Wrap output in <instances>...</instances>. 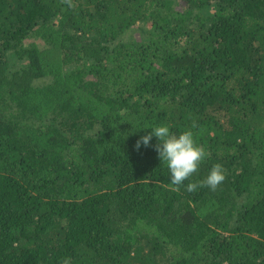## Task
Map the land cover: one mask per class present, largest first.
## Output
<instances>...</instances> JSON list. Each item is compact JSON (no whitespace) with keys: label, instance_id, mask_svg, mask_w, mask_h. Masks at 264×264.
<instances>
[{"label":"trees","instance_id":"trees-1","mask_svg":"<svg viewBox=\"0 0 264 264\" xmlns=\"http://www.w3.org/2000/svg\"><path fill=\"white\" fill-rule=\"evenodd\" d=\"M159 123L207 153L178 186ZM65 257L264 264V0H0V264Z\"/></svg>","mask_w":264,"mask_h":264},{"label":"clouds","instance_id":"clouds-1","mask_svg":"<svg viewBox=\"0 0 264 264\" xmlns=\"http://www.w3.org/2000/svg\"><path fill=\"white\" fill-rule=\"evenodd\" d=\"M146 135L141 136L135 147H149L153 138L156 139L155 151L161 163L165 164L169 173V182L178 186L193 176L200 163L206 158V151L196 143L193 132L186 129L173 132L166 123H159L150 128ZM225 180L223 166L214 164L204 179L186 184L187 191L193 192L198 187L207 186L215 190ZM62 264H71V258L65 257Z\"/></svg>","mask_w":264,"mask_h":264}]
</instances>
